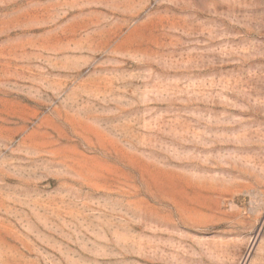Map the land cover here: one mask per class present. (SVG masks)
<instances>
[{"label":"rangeland","instance_id":"1","mask_svg":"<svg viewBox=\"0 0 264 264\" xmlns=\"http://www.w3.org/2000/svg\"><path fill=\"white\" fill-rule=\"evenodd\" d=\"M0 264H264V0H0Z\"/></svg>","mask_w":264,"mask_h":264},{"label":"bare ground","instance_id":"2","mask_svg":"<svg viewBox=\"0 0 264 264\" xmlns=\"http://www.w3.org/2000/svg\"><path fill=\"white\" fill-rule=\"evenodd\" d=\"M182 207V206H181ZM183 207H185V206H183Z\"/></svg>","mask_w":264,"mask_h":264}]
</instances>
